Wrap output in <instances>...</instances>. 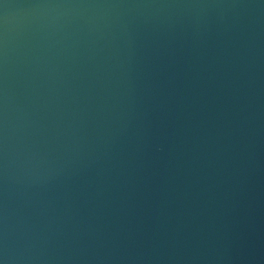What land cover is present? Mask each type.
Here are the masks:
<instances>
[{
	"label": "water",
	"instance_id": "95a60500",
	"mask_svg": "<svg viewBox=\"0 0 264 264\" xmlns=\"http://www.w3.org/2000/svg\"><path fill=\"white\" fill-rule=\"evenodd\" d=\"M0 264H264V0H0Z\"/></svg>",
	"mask_w": 264,
	"mask_h": 264
}]
</instances>
